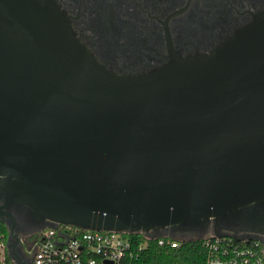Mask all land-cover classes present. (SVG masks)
I'll list each match as a JSON object with an SVG mask.
<instances>
[{"label":"water","instance_id":"water-1","mask_svg":"<svg viewBox=\"0 0 264 264\" xmlns=\"http://www.w3.org/2000/svg\"><path fill=\"white\" fill-rule=\"evenodd\" d=\"M0 12L16 26L0 18V223L14 264H33L23 232L59 225L261 241L171 231L245 222L264 204V15L211 54L120 76L46 0H0Z\"/></svg>","mask_w":264,"mask_h":264},{"label":"flooded vegetation","instance_id":"flooded-vegetation-1","mask_svg":"<svg viewBox=\"0 0 264 264\" xmlns=\"http://www.w3.org/2000/svg\"><path fill=\"white\" fill-rule=\"evenodd\" d=\"M70 24L77 40L108 70L140 76L172 62L215 52L264 15V0H46ZM0 18L16 32L11 18ZM248 217L231 215L216 221L174 228V237L204 233L258 238L264 242V204L245 209ZM25 229H30L25 227ZM29 231V230H28ZM26 234H31V232ZM24 242L28 259L30 237Z\"/></svg>","mask_w":264,"mask_h":264},{"label":"built area","instance_id":"built-area-1","mask_svg":"<svg viewBox=\"0 0 264 264\" xmlns=\"http://www.w3.org/2000/svg\"><path fill=\"white\" fill-rule=\"evenodd\" d=\"M151 241L159 247L176 249L179 242L167 238L149 240L144 233L128 234L112 231H85L59 225L30 237L33 264H122L139 259ZM202 248L205 264H264V242L235 241L230 237H205ZM4 246L0 253L4 255Z\"/></svg>","mask_w":264,"mask_h":264},{"label":"trees","instance_id":"trees-1","mask_svg":"<svg viewBox=\"0 0 264 264\" xmlns=\"http://www.w3.org/2000/svg\"><path fill=\"white\" fill-rule=\"evenodd\" d=\"M9 230L0 223V247L3 245L4 255L0 253V264H14L7 250ZM206 252L202 241L179 242V247H159L156 241H151L140 254L139 259L124 261L122 264H205Z\"/></svg>","mask_w":264,"mask_h":264},{"label":"rangeland","instance_id":"rangeland-1","mask_svg":"<svg viewBox=\"0 0 264 264\" xmlns=\"http://www.w3.org/2000/svg\"><path fill=\"white\" fill-rule=\"evenodd\" d=\"M28 238V237H27ZM26 237H23V242L27 239ZM25 243V242H24Z\"/></svg>","mask_w":264,"mask_h":264}]
</instances>
